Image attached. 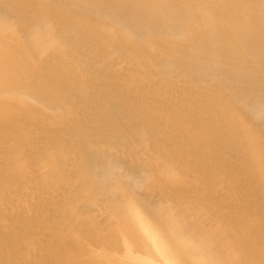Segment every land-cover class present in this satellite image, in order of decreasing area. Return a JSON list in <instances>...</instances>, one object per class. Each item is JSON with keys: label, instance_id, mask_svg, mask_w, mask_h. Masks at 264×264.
<instances>
[{"label": "bare ground", "instance_id": "bare-ground-1", "mask_svg": "<svg viewBox=\"0 0 264 264\" xmlns=\"http://www.w3.org/2000/svg\"><path fill=\"white\" fill-rule=\"evenodd\" d=\"M108 1L111 10L125 26L149 40L133 42L108 17L88 19L72 13L64 4L57 5L53 0H0V62H9L14 71L24 75L27 85L24 92L13 100L0 94V119L18 115L27 123L47 130L58 154H62L65 141L74 139L77 157H83L85 146L77 142L81 123L77 126L70 105L87 93L84 81L89 82L91 75L101 77L102 81L108 77L117 89L111 86L106 97H100L104 103L100 102L103 107L114 108L125 117L126 128L130 133L160 135L180 151L183 148L180 145H184L185 141L184 130L187 129L192 133L193 145L198 154L184 155L171 165H160L165 178L141 176L146 184H154L158 191L171 192L176 202L174 200L175 204L172 203L173 198L171 204L159 201L155 203H160L156 206L143 208L139 197H136L139 198L138 202L134 197L129 198L130 207L134 210L122 211L121 216L124 218L109 229L110 235L120 239L121 255H115L114 248L101 243L98 232V235L93 236L95 241L90 242L86 231L68 221L65 209L60 211L62 219L68 223L61 227L64 232L47 227L46 212L40 204L38 213L43 218L42 225L40 221L39 227L33 229L20 222L23 215L0 212L2 231L15 234L14 241L0 251V264H260L264 253V215L257 214L254 221L249 220L248 224L246 221L244 226L238 217L228 211L242 207V213L247 217L249 215L244 213L246 210L264 205V187H260L264 183L247 191L248 182L236 174L230 165L224 163L219 166L220 152L214 146L225 144L226 141L235 147H256L264 135L251 133L250 124L263 120L264 116L251 105L233 103L228 113L237 120L229 127L221 114L208 118L210 112L198 95L185 93L176 83L168 85L149 76L145 79L135 73H126L118 68L117 61L128 60L145 69L157 62L164 63L184 75L185 63L173 51L164 49L163 45L181 50V46L187 43L188 49L185 51L218 59L248 60L264 66V0ZM56 31H64L68 37L77 35L82 39L96 57L97 67H90L89 62L68 45L52 48L39 61L33 58L28 60L23 47L35 56L40 41L38 37L53 39ZM153 40L163 48L153 44ZM94 84L100 85L99 82ZM102 86L98 92L94 90L97 85L93 87V93H100ZM126 88L133 90V93L129 94L130 91L127 96L119 93L121 90L127 91ZM89 89L91 92V87ZM142 102L149 107H141ZM92 109L97 110L96 107ZM161 111L175 112L180 119L170 118L178 120L170 122L168 117L165 119L155 114ZM89 112L88 115H91L93 110ZM97 114L84 124L86 127L81 132L100 137L112 136L109 130L104 129L99 115L96 119ZM211 123L230 131L208 136ZM74 125L78 133L72 128ZM96 149L101 152L100 148ZM13 157L11 152L0 151V160L3 161L0 184L13 186L18 183L20 168ZM36 165L42 174L53 173L56 169L52 159L37 162ZM213 177L221 179V190H214ZM82 190L87 191L89 188L85 186ZM86 196L83 193L82 199L86 200ZM191 201L200 202L209 210L205 212L186 207L187 210L181 216L172 210L175 205L185 207V203ZM152 216L157 217L162 225V232L167 234L165 237L162 234L153 239L154 235L146 232L147 217ZM150 241L155 243V247L161 248L157 249L159 251L152 249L157 254L164 252L166 262L138 252V244H148ZM252 259L255 262H251Z\"/></svg>", "mask_w": 264, "mask_h": 264}, {"label": "rangeland", "instance_id": "rangeland-1", "mask_svg": "<svg viewBox=\"0 0 264 264\" xmlns=\"http://www.w3.org/2000/svg\"><path fill=\"white\" fill-rule=\"evenodd\" d=\"M53 2L57 5L64 4L65 8L72 13L80 14L88 19L108 17L133 42L139 43L140 41L141 43L142 39L146 42L149 40L148 37L141 36L125 26L117 17V14L111 10L108 0H90V2L84 0H70L67 2L65 0H53ZM54 34L52 36L53 39L38 37L40 41L37 43L35 56H32V53L23 47L28 60L33 58L39 61L52 48L68 45L74 48L82 59L89 62L90 67L94 68L96 66V57L91 53L88 45L77 35L68 37L64 31H56ZM6 42H9L8 38ZM152 43L162 47L156 41ZM163 47L167 51H173L172 53L176 56L178 55L177 57L185 63L186 70L184 75H180L179 71L170 66L168 67L167 64L158 62L145 69L128 60L117 61L118 68L129 74H138V76L145 79L149 76L150 79L160 80L168 85L176 83L178 88L185 93L198 95L210 112L207 115L208 118L210 116L219 117L218 115L221 114L229 127L233 126L237 120L232 114L228 113L230 104L232 105L233 103L243 102L246 105H251L253 109L264 116V66L262 64L236 58L218 59L194 51H185L188 49L187 43L181 46V50L169 45H163ZM92 77L91 75L89 82L84 81L88 90L86 91L84 88V91L90 95V99L89 95L85 93L88 97L86 98L85 95H82V98H76L70 105V109L75 115L74 119L77 126L81 123L79 125L81 129H85L86 126L84 124L95 118V114L98 113L96 119H98L99 115L104 129L109 130L113 135L100 137L82 133L81 129H79L80 132L79 130L76 131V124L72 123V125L75 124L72 126L74 131L80 133L77 142L81 146H85V156L83 157H77L75 150L76 141L74 139L65 141L62 154H58L51 143V135L47 130L27 123L24 118L18 115L0 119V151L11 152L20 168L18 183L13 186L6 183L0 184V212L10 211L17 216L23 215L20 222L23 221L28 228L33 229L39 227L40 221L42 225L43 218L38 213V206L42 204L47 216L45 222L47 227L64 232L61 227H65L68 223L62 219L60 211L65 209L67 210L66 218L68 221L86 231L90 242L95 241L93 236H96V232H98L100 242L114 248V254L121 255L120 239L116 235H110L109 229L124 218L121 216L122 211L125 209L134 210L133 207H130L131 200L129 198L134 197L138 199L136 200L137 202L140 198L142 204L141 202L139 203L144 206L143 208L156 206L160 204L155 205L159 201L167 204L174 198H172L171 192L169 194L164 192L166 194L164 195V193L157 190L154 184H146L141 176L144 175V178L151 177L154 179L165 178V173L160 165H171L173 161H177V158L180 159L184 155H197L198 152L193 145L192 133L187 129L184 130L185 141L184 145H180L183 146L180 151L176 150V145L168 143L160 135L130 133L128 128H126L127 121L125 117L116 109L106 105L103 107L102 105L104 99L100 97L105 98L106 93L111 90L108 89L111 86V88L117 87L116 84L110 81L111 79L108 77L107 79L103 78V81L99 76H96L98 79L95 76ZM100 81L104 83L102 84ZM11 82L14 84L10 85ZM98 82L103 86L101 92L95 95L92 88L97 85L98 88L93 89L98 92L101 87L98 84H94ZM111 82L114 86L110 84ZM87 83H90L89 86ZM26 87L24 75L14 71L9 62L1 61L0 94L7 99L13 100L19 97ZM90 87L92 93L90 92ZM116 89L114 88V90ZM105 90L106 92H104ZM126 90L118 92L123 93V96H127L130 91L129 94L133 93V90L129 88H126ZM91 98H93V101H90ZM100 101H103V103ZM92 104L97 105L93 106ZM140 105L143 107L146 103L142 102ZM92 106L96 107L97 110L92 109ZM146 107H149V105H146ZM62 108H65L63 103ZM90 109L94 113L96 111V113L94 114ZM88 110L92 112L91 115H88L90 113ZM214 112L218 113L215 115ZM155 114L165 119L168 117L170 122H178L175 119L179 116L175 112L161 111ZM83 115L88 118L92 115L94 117L92 116L88 120ZM208 128L210 129V135L208 134V136H213L214 134L222 135L226 130L230 131L226 128H219L212 123ZM249 131L264 135V119L251 122ZM224 142L225 144L214 143L215 150L218 153L220 152L219 159L221 162L219 166L224 163L230 165L236 174L248 182V187L245 188L247 191H251L252 188H257L260 186L259 184L264 183V139L259 141L256 147L252 149H247L244 145L235 147L231 143ZM96 148H100L101 152ZM59 155H61V158ZM47 159L55 161L56 169L53 173L42 174L37 169L39 166H35V164ZM0 167H3V161L1 160ZM36 176L40 179H37ZM212 179L214 190H221L223 188L221 179L218 177H213ZM85 186L89 190H82ZM260 187L264 186L261 184ZM240 191L245 194L244 190L240 189ZM128 192L133 193L131 194L132 197ZM83 193L87 195L85 197L86 200L82 199ZM127 195L130 196L127 198ZM174 200L175 198L172 203ZM186 207L205 212L209 210L197 201L185 203V207L175 205L172 210L178 216H181L187 210ZM252 208L244 212L249 215L247 217L243 215L244 209L242 207H234L232 209L234 212H231V210L228 212L238 217V221L245 226L246 221L247 224L249 220L254 221L257 214L264 215V205ZM145 224L148 227L146 232L154 235L152 236L153 239H156L157 236L160 237L162 234L163 237L167 235L166 232H162V225L158 222L157 217H147ZM2 230L0 228V251L4 250L8 243L14 241L15 236L14 233L13 236V234H6ZM69 238L74 239L71 236ZM152 248L156 251H159L157 249L161 250L160 247H155L153 241L148 244L137 245L138 252L143 256L166 262L164 252H158L157 254ZM26 252L28 251L26 250ZM250 261L255 262V259ZM76 264L84 263L78 262ZM260 264H264V253Z\"/></svg>", "mask_w": 264, "mask_h": 264}]
</instances>
